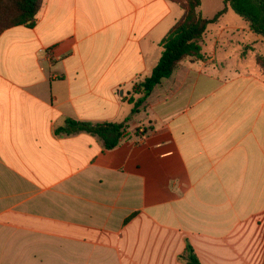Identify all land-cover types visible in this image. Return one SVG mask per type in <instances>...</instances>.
<instances>
[{
	"label": "crops",
	"instance_id": "0c3cea01",
	"mask_svg": "<svg viewBox=\"0 0 264 264\" xmlns=\"http://www.w3.org/2000/svg\"><path fill=\"white\" fill-rule=\"evenodd\" d=\"M231 11L135 114L178 3L44 0L0 35V264L264 263V77L235 57L263 41ZM128 119L112 149L61 130Z\"/></svg>",
	"mask_w": 264,
	"mask_h": 264
},
{
	"label": "trees",
	"instance_id": "16d2710c",
	"mask_svg": "<svg viewBox=\"0 0 264 264\" xmlns=\"http://www.w3.org/2000/svg\"><path fill=\"white\" fill-rule=\"evenodd\" d=\"M171 1L178 3L184 9V14L162 41L163 53L151 75L136 85L129 99L134 104L132 114L139 112L156 86L164 79L170 78L182 61L189 58H205L202 53V40L209 27L217 23L227 11L232 10L244 19L250 30L264 43V0H224V8L211 18H206L200 13L202 0ZM43 3L44 0H0V35L15 26L34 25ZM256 62L264 71V55L258 54ZM128 121L129 119L121 123L91 124L67 120L66 126L61 130L94 134L103 140L105 149H112L118 146L125 136ZM182 258L187 264H202L190 243H187Z\"/></svg>",
	"mask_w": 264,
	"mask_h": 264
},
{
	"label": "rangeland",
	"instance_id": "374dc122",
	"mask_svg": "<svg viewBox=\"0 0 264 264\" xmlns=\"http://www.w3.org/2000/svg\"><path fill=\"white\" fill-rule=\"evenodd\" d=\"M224 0H202V4L199 8L200 13L206 17V18H211L213 17L222 7ZM237 19V20H236ZM244 20L239 17L237 14H235L233 11L221 20L220 26H223L225 24H242ZM219 26L211 25L209 31H211L209 34H214L215 30H217ZM252 38V37H251ZM249 41V40H248ZM258 43H252L248 45L247 47H243L242 50L244 49L246 51L245 55L243 53H236L235 57L237 59H243V61L247 62L249 65L250 70L252 71H257L259 74L263 76L264 71L261 69L260 65L256 62V56L258 54L264 55V44L263 42L257 41ZM208 43V42H207ZM253 45V46H252ZM254 47V48H253ZM205 51H208V47L205 48ZM264 77V76H263ZM262 235L264 236V231H262Z\"/></svg>",
	"mask_w": 264,
	"mask_h": 264
}]
</instances>
